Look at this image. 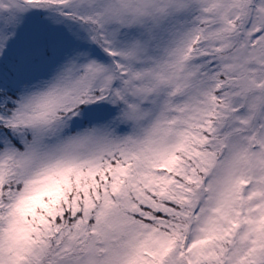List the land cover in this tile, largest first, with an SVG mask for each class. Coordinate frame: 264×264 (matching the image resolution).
Wrapping results in <instances>:
<instances>
[{
    "label": "snow or ice",
    "instance_id": "obj_1",
    "mask_svg": "<svg viewBox=\"0 0 264 264\" xmlns=\"http://www.w3.org/2000/svg\"><path fill=\"white\" fill-rule=\"evenodd\" d=\"M0 264H264V0H0Z\"/></svg>",
    "mask_w": 264,
    "mask_h": 264
}]
</instances>
